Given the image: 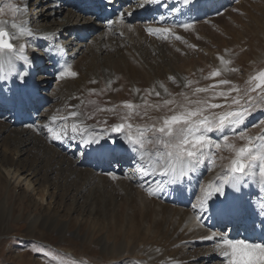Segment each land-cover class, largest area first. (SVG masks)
<instances>
[{
	"label": "bare ground",
	"instance_id": "1",
	"mask_svg": "<svg viewBox=\"0 0 264 264\" xmlns=\"http://www.w3.org/2000/svg\"><path fill=\"white\" fill-rule=\"evenodd\" d=\"M20 1L22 0H19V2ZM43 1L48 5V8H50L51 5L54 12L51 11L49 15L43 14L40 18L34 20V23H38L40 19L45 17L54 20L56 16L58 17V12L61 13V10L64 11V9L68 10L64 18L61 21L56 22L55 25L52 23L50 28L42 25H35L34 27L30 26L33 33L32 36H21L12 41L16 46L17 53L19 52L21 45H29V50L25 47L24 54L30 58L32 66L28 69L29 74L24 78V83H19L14 80L11 83L0 84V110L5 109L6 107H9L10 109L9 112H5V118H0V173L6 177L4 188L7 191L8 188L15 187L24 190L26 193H30L34 197L27 201V206H38L40 212L37 214H31L30 212L24 211V208V213L22 211L19 212L20 214H14L11 209L12 206L7 203V198L4 196V200L2 202L0 200V234L3 236L6 235L7 229H10V224L24 222L25 225L22 224L23 228H20V230L25 234L23 237L25 240H40L47 245H52L50 244V241H52L55 244L54 247L62 245L66 241H72V243L78 242L80 239L79 231H76V229L72 230L71 227H69L66 232L64 229L67 225L61 221L59 212L55 210L54 213L50 208L49 210H46V208L43 209L45 199L49 198L57 200L62 198L65 200L67 197H71L70 200L72 206L84 199L81 202V206L85 211L81 217H84L88 213L91 214L92 212L96 220L100 221L101 219V221L105 223L104 228L106 229V232H108L107 235H105L106 232H104L102 235L94 237L91 234L83 233L80 239V241L85 243V239L88 238L87 246L89 249H93L97 246L98 256L102 259L101 261L117 255V257L124 262L123 264H127L126 262L134 259V256L132 257L131 254L134 255L135 252H141L139 253V256L141 257L142 253L147 249V244L140 245L137 243L140 241L137 240L140 233L142 234L143 232L144 234L143 238L141 237V242L143 243L149 238V235H158V233L161 232L162 235L160 236V241H163L164 239L167 240L168 238L166 239V237L169 236L170 240L179 246V248L176 247L178 251L175 250L176 253H173V256H180L182 258L179 254L180 249H189L191 247L190 245H193L196 242L200 245L201 241L206 245L208 250L211 249V252L207 254L202 253L203 255L200 253H193V256L182 258L180 262H176L177 264H202L206 261L210 262V264H224L222 256L216 249V243L222 238L220 234L223 232L216 228L212 230L210 225L213 223V226L215 227L216 221L224 218L228 221L231 217L241 216L245 212H249L254 218L263 220L264 213L261 212L260 205L264 203V192L260 191L259 183H252L249 187L243 188L239 194L235 193L230 188L226 190V204L234 206L237 210L234 215H227L225 217L218 216L217 209L221 207V201L214 211L210 209L209 201V210L204 213H199L198 209H193L192 204L198 203L197 198L203 196V191L207 189L209 183L217 180L219 173H216L213 170H210L209 172L205 171V181H211L205 188H202L197 180L200 173L204 174V168L203 166H200L196 172L186 176L183 182L178 185L181 189L180 192L173 190V187L170 186L165 188V190L159 195L150 197L144 188L142 189L140 186L143 182L140 181L138 175H136L135 179L133 178L135 174L130 175L129 177H125L124 175L128 170L134 171L132 167L133 153L129 150V146H120V144L123 145V143L125 145L124 140H118L116 138L121 134L115 133L111 130L113 125L121 122H114V124L106 128L108 131H104V133L99 130L101 127L99 126V128H97V125L92 121L89 122V125L85 123L89 127V131L95 134L94 139L99 141V143L83 145L80 142L79 136L76 141L65 140L61 143L52 140L50 134L45 129V125L49 123L50 117L56 115L55 112L60 110L62 111L60 115L67 114L69 111V105H78V103L81 105V101H83L82 105L84 111L90 106L97 107L99 104L111 103L112 106H114L122 102H132L133 104L140 105L137 110H140V116L143 117L142 121L144 119V123H146L147 119H149L153 123L155 119L154 115L151 116L149 114L150 112L148 113L145 109L142 110V103L139 99V94H137V91L133 92V90H139L142 88V85H145L148 87V89L144 91L147 95H149L151 91L160 92L159 88L161 85L159 84V80L163 78V84L166 86L169 81V74L172 73L162 70L156 71L144 67L142 68L140 66V62L145 58L143 53L146 51L148 55L149 44L156 41L154 40L151 42L141 36L139 30H137V28L140 27L134 25L133 22L129 24L127 23L128 20L120 19V17H118L112 22L115 23L110 26V24L96 22L92 17L86 18L81 16L82 14L73 8L71 0ZM49 1H51L50 4L48 3ZM57 1L60 4L57 3ZM122 1H126L128 5V7H124L125 14L129 15V9L132 13L137 12L136 14L131 15V19L133 17L139 19L144 17L147 19L151 16L153 20L156 19V21H160L164 12L169 11L170 7L173 6L175 9L179 10L181 15L186 17V20L189 19V15L194 13L185 11L184 13L181 12L183 7H180L182 6V3L181 5H178L179 0H177V3L175 0H150L149 3L146 4H143L144 0ZM218 1L220 5L215 7L216 3H210V0H200L202 6L205 5L204 10L197 14L195 12L194 14L199 17L198 19H201L212 11H215L216 9L219 11L220 7L227 5L225 2L226 0ZM228 1L230 3V0ZM61 2H63V4H61ZM248 2L249 0H242L237 4L242 15L241 17H237V15L236 17H233L234 15L232 16L236 22L234 24L240 25L246 23V26L250 25L253 31H257L260 23H264L261 22L262 20H260L259 14L260 10L264 12V0H261V4L260 1H258V4L252 5ZM207 5L208 7H206ZM37 8H39V6ZM186 8H190V6L188 7L185 5L184 9L186 10ZM191 9L193 10V6ZM209 9L212 11L209 12ZM35 11L41 12V10ZM20 15L21 17H19L17 22L26 18L25 16L23 17L22 13H20ZM11 22L6 24V27L10 31L17 32L18 29H11ZM107 25L110 28L112 27L110 32H107V30H110L109 27L103 31ZM119 27L121 28L120 32L122 33L123 38L124 36H127V30L130 29L132 31V35L135 36L133 39L136 45L135 48L142 50L145 47L143 53L141 52L142 55L140 53H131V51L124 46L126 43H124V41H127L128 38L120 40L118 36L119 39H117L116 31ZM148 29L149 28H145V31ZM94 31H97L98 34L96 36L93 35V39L89 41L88 45L86 44L87 46H84V43L80 41L78 36L83 35L81 37H83L82 40L84 41L92 36ZM228 31L234 35H238V37L241 36L239 33L237 34L235 28L234 31L236 33L231 29H228ZM67 35L70 36L69 38H73L71 42L66 41L65 38ZM259 37L264 41V32H262V35ZM101 39H104L105 42L102 43ZM256 41L258 43L254 44L256 47L255 50L260 49L257 51L258 53L264 51L262 43L260 44L262 41L259 39ZM84 47L85 49H83ZM223 50L225 53H228L226 48ZM52 57H55L54 59L58 60L56 65L54 64ZM100 58L102 62L99 61ZM14 62L17 71H21L24 62L19 59H15ZM63 64H70L71 70L77 72V75L74 78H61L59 73L61 72L60 66ZM134 65H136L135 70ZM36 71L41 75L37 76V80L36 78H32V74ZM189 71L186 70V72ZM181 74H184V72ZM42 75L46 76L44 79L55 80L52 85V91L50 92V100H44L40 97L41 90L51 84V81L46 83L39 82L38 80L42 78ZM94 76H97L96 80H94ZM93 81L96 82L93 83ZM111 81L115 82L112 83ZM170 82H172V80ZM118 84H120L119 87L121 90H124L123 92L121 90H113ZM129 86L130 89L128 90ZM34 97H36V100L32 101L31 99H34ZM148 97H150V95ZM158 97L161 98L162 95L160 94ZM162 98L169 100L171 95ZM25 99L31 102V106L34 110L40 108L33 125L28 124L29 116L24 110H22V105ZM150 105L147 107L148 110L154 108L150 107ZM93 114L94 112L91 115ZM123 121L125 123V120ZM23 124H28V126L22 127L21 125ZM33 128H37L41 133L35 136ZM100 133H102V135ZM212 135L218 138V133H213ZM13 147H15V152L11 150ZM78 150L81 151V153H78L79 156L76 153ZM8 152H10L9 155H12L13 153L17 159L15 160V157L8 156ZM29 152L31 154H29ZM232 154L233 153L225 149L220 150L216 158L218 161V168L220 167L222 170V167L229 164L230 160L233 158ZM73 155L78 156V159L74 160L72 158ZM224 155L226 158L223 157ZM27 156L31 157V161L26 164V161L21 160V158ZM99 158H101V160ZM117 160H119L118 164H116ZM44 161L45 163H43ZM120 161L122 162L121 164ZM104 162H107L108 165L106 169H104ZM43 165L45 166L43 167ZM12 166L14 167L13 169L11 168ZM122 166H130L132 169H123L124 167L122 168ZM216 166L214 165L215 168ZM112 167L113 169H111ZM108 169L113 170L114 173L113 175L106 176L118 179L113 186L112 184H107L109 180L108 177H103L97 174V171H99V174L106 173L105 170ZM96 174L99 177H97ZM122 174L124 175L123 179L121 178ZM23 199V196H19V199L15 198L16 201H23ZM22 208L23 207L20 209ZM11 214L14 216L11 217ZM198 215L201 217L199 220L197 219ZM146 222H149V224L147 225ZM229 228L232 229V227L228 226L226 232H224L227 236L229 235ZM74 231H76V233L67 234L68 232ZM232 232L235 233V231ZM52 233H55V235ZM213 233L217 234L216 238L208 239V237L213 236ZM39 234H48L51 238L43 239ZM104 236H107L106 238L109 239L110 242L104 239ZM128 243L132 244L129 246ZM188 252L191 251L187 250L186 253ZM147 257L148 256L146 255L141 258L145 259ZM100 259L97 262H100Z\"/></svg>",
	"mask_w": 264,
	"mask_h": 264
},
{
	"label": "rangeland",
	"instance_id": "2",
	"mask_svg": "<svg viewBox=\"0 0 264 264\" xmlns=\"http://www.w3.org/2000/svg\"><path fill=\"white\" fill-rule=\"evenodd\" d=\"M149 1L150 0H144L143 4L149 3ZM241 1L240 0H234V1L230 0V3H229V1L226 0L225 2L227 5L220 7L219 11L217 9L215 11H212L211 9H209V12L210 11H212V12L210 14H207L205 17H202L201 19H198L199 17H197L194 14L195 12L197 14L198 12L200 13L204 10L205 5L202 6V2L200 3V0H198V1L197 0H191V2L188 4H185L184 0L182 1V6H180V7H183V9H181V12H183V13H184V11L185 12H194V13H192L194 18L192 15H189V17H188L189 19H187V20H186V17L181 15L179 13V10L175 9L174 6L170 7L169 11L164 12V14L162 15V18L164 16V19L161 20V18H160V21H156V19L153 20V18H151V17H148V19L133 18L132 19L133 24L140 27V28H137V30H139V33H141V36L145 37L147 40H149L151 42L154 40L156 42L149 44V46H148L149 50H148V55H147L146 51L143 53V51L145 50V47L142 50H138L137 48H135L136 45H135L134 40H133L135 36L132 35V31L129 29L126 32L127 36H124V38H128V40L124 41V43L125 42L126 43L125 44L123 43V44L128 50L131 51V53H140L141 54V52H142L144 54L145 58L142 59V62H140V66L142 68L144 67V68H148V69H152V70H156V71L162 70V71L174 74V75L169 74V78L171 77L172 79H169L168 84H166V86H165V84H163V78H161L159 80V84L164 85L163 87L159 88V90H160L159 93L162 95V97H164V96L168 97L171 95V98L169 100H174L176 102V104L186 103L185 96L180 95V93L183 92L185 95L188 96L189 99H195L196 96H201V97L206 96L208 94H204V93L196 94V96H194L193 95L194 88H196V87H207L208 85L214 84L218 80H221V79H228L232 82V84L222 86V89H215L216 91L227 90L232 85H235V86L243 89V88L247 87V81L249 80L250 76L259 72L260 70H264V51L258 53L257 51H259L260 49L255 50L256 47L254 46V44L258 43L256 40L259 39L260 41H262V42H260V44L262 43V47L264 48V41L262 38L259 37L262 35V32H264V23H260V25L257 28L258 29L257 31H253L252 28L250 27V25L246 26V23L240 24V25L234 24L236 22L233 19V17H236V15H237V17H241V15H242L240 13V11L238 9V5H237ZM258 1H260V4H261V0H249L248 3H250L251 5L252 4H258ZM50 2L51 1H49L48 3L50 4ZM175 2L177 3V0H175ZM178 2H179L178 5H180L181 0H179ZM217 2H216V0H210V3H216L215 7L217 5H220L218 0H217ZM57 3H59V2L57 1ZM25 4L27 5V16H26V18H30V24H31L30 26H32V27H34L35 25L36 26L42 25V26H46V27L50 28L52 23H54V25H55L56 22L61 21L64 18L65 14L68 10V9H64V11L61 10V13L58 12V17L56 16L54 20H50V18L45 17L46 19L43 18V19H40V21L38 23H34L33 21L36 20L37 18H40L43 14L49 15L51 13V11L54 12L51 5H50V8H48L47 7L48 5L45 4L43 0H22L20 2H19V0H13V1L12 0H0V21H6V22H8L7 24H9L13 20L18 21L19 17H21L20 13H18L17 15L14 16L11 9L15 8V7L23 9ZM61 4H63V2H61ZM20 5H22V6H20ZM126 5H127V2H126ZM185 5L188 7L190 6V8H186V10H185L184 9ZM208 5H210V4H208ZM208 5L206 7H208ZM38 6H39V8H37ZM192 6H193V10L191 9ZM126 7H128V5ZM166 9H167V7H166ZM35 10H37V11L41 10V12H36ZM43 10H44V12H43ZM124 11H125V9H124ZM129 12H130V16L125 14L123 16L124 20H127V18L129 19L132 14L137 13V12L132 13L130 11V9H129ZM35 13H36V15H35ZM259 14H260V20H262L261 22H264V12L260 10ZM23 17H24V15H23ZM118 17H120V16H118ZM118 17H116V18H118ZM116 18H115V20H116ZM187 21L192 24V27L187 29V30H185L181 27H174V25L183 24V23H186ZM132 22L128 21L127 23L131 24ZM114 23L110 24V26H112ZM161 27L170 28V32L167 34H164V33L157 34L156 29H159ZM107 28L108 27H105L103 29V31H105ZM145 28H149V29L153 28L154 29L153 34H149L148 31H145ZM234 28H235L237 34L239 33L242 37L241 36L238 37V35H234L228 31V29H231L233 32H235ZM120 29L121 28L119 27V29L117 31L116 30H114V31H116L117 39L120 38V40H124V38L122 37L123 35L120 32ZM111 30H112V27L110 28V30H107V32H110ZM96 32L97 31H94L92 33V36L88 37L84 41L83 40L81 41L82 43H84V46H87L89 41L91 39H93L92 38L93 35L96 36L98 34V32L97 33ZM118 36H119V38H118ZM69 37L70 36L67 35L65 39H66V41L71 42L73 40V38H69ZM102 37H103V35H102ZM177 37H179V39H177ZM243 37H245V38H243ZM101 41H102V43L105 42L104 39H101ZM28 47H29V45H26L27 50H29ZM225 48L228 51V53L224 52L223 49H225ZM83 49H85V47ZM111 49H112V47H111ZM133 49H134V51H133ZM218 57H222L226 61H231V63L221 66V63H220V60L218 59ZM99 61L102 62L101 58ZM218 62H219V64H218ZM63 66H64V64H63ZM134 67H135L134 68V70H135L136 65H134ZM171 67H172V69H171ZM217 69L222 70L221 76L217 77L215 80L205 78V77L209 76V74L212 71L217 70ZM230 69H236L237 71H230ZM62 70L63 69H61V71ZM186 70H188V71L190 70V71L186 72ZM183 72H184V74H181ZM191 73H192V75H191ZM39 74L40 73H38L36 71L34 74H32V78H36V80H37V78H38L37 76H41ZM189 75H191V76H189ZM44 77H46V76L42 75V78H40L38 81L42 82V83H46L48 81H51L50 82L51 84L48 87H45L41 90L40 97L44 100H50V97H51L50 92L52 91L51 90L53 88L52 85L55 82V80L46 79V78L44 79ZM96 78H97V76L96 77L94 76V80H96ZM171 80H172V82H170ZM189 81H191L193 83H191L188 87H184V85L188 84ZM111 82L114 83L115 81H111ZM120 84H118V86H115L113 88V90H121V88L119 87ZM129 89H130V86L128 87V90ZM146 89H148V87H146L145 85H142V88L139 89L140 91L134 89L133 92L137 91V94H139V97H140L139 99L141 100V103H142L141 104L142 110L145 109V110H147L148 113L150 112L149 114L151 116L154 115L155 119L160 118L162 115L165 114L166 109H161L160 111H157L155 108L148 110L147 107L150 104H153V105L162 104V101L164 100V98L161 97L162 98L161 99L160 97L156 96L155 93L157 91H154V92L151 91V93L149 94L151 97L150 98V97H148L149 95H147L146 92H144ZM165 89H167V92H165ZM121 91L123 92L124 90H121ZM152 94H154V95H152ZM173 95H174V97H173ZM59 101H60V99H59ZM146 101H148V102L145 103ZM137 102H138V100H137ZM110 104L111 103L99 104V105H97V107L96 106H90L89 108H87V110L84 111L83 105L82 104L80 105V103H78V105H80V111L82 113L92 114L94 112L91 119L84 118V123L89 125L90 124L89 122L92 121L93 123H95V125H97V128H99V126L101 127V129H99V130L102 131V133H104V131H108L106 128H108L110 125L114 124V122L124 123L123 120H125V122H130L133 125H142V126L150 125L152 123L149 119H147L146 123H144V119L142 121V118H140L142 116H140V115L133 116L131 118V120L122 119V117H124V115L128 112V109L124 110V108L120 107L122 103L114 105V106H112V104H111L112 109H114L116 111H100L99 110V109H111ZM177 110H179V109L177 108ZM135 111H138L140 113V110L135 109ZM217 111H219V110H217ZM55 113H56V115H60L62 113V111L60 110V111H57ZM111 117H112V119H111ZM41 119H43V118H41ZM110 120H112V121H110ZM143 123H144V125H143ZM21 126L25 127V126H28V124H23ZM242 129H246V135L251 136V137H256V136H259L261 133H264V108L253 109L252 114L247 117V120L245 121V123L243 125H241V129H238V131L242 130ZM33 132L35 133V136H37L38 134L41 133V131H38L37 128H33ZM119 137H116V138L118 140H124L122 134ZM218 137H219V133H218ZM228 143H234L237 146H242L244 141H241L239 139H230L228 141ZM120 146L122 147V146H128V145H126V144L124 145V143H123V145L120 144ZM11 150L13 152H15V147H13V149H11ZM219 151L220 150L216 151V158L218 156L217 154L219 153ZM76 153L78 154L81 152L78 150V151H76ZM9 154H10V152H8L7 155L10 157L12 156L13 158L15 157V160L17 159V157L14 156L13 153H12V155H9ZM29 154H31V153L29 152ZM30 156L22 157L21 160L26 161V164H27L29 161H31ZM78 156H79V154H78ZM78 156L73 155L72 158L74 160H77ZM223 157L226 158L225 155ZM216 158H215L214 163H205V164L201 165L204 168V174L200 173L199 174L200 176L198 175L197 180H198V182L202 188H205L206 185L211 181V180L205 181L206 178H204L206 176L205 175L206 172L210 171L209 168H211V170H213L214 172L219 173V174L223 171L224 167H222V170L220 169V167L218 168V161ZM210 159L212 160V158L209 157L208 160L211 161ZM43 163H45V161ZM121 163L122 162L120 161V164ZM214 165L215 166L217 165L216 168L214 167ZM44 166L45 165H43V167ZM123 167L124 166H122V168ZM132 167H133L134 171L128 170V169H132L130 166L123 168V169L128 168V169H126V170H128V172L126 174H124L125 177H129L130 175L135 174L134 165H132ZM11 168L13 169L14 167L12 166ZM111 169H113V167ZM118 169H119V167H118ZM111 171H112L111 175H113L114 171L113 170H111ZM97 174L100 176H103V177H108L109 180H108L107 184H112V186L118 180V179L113 178L111 176H106V175H109V173L99 174V171H97ZM97 174H96V176L99 177ZM124 175L123 174L121 175L122 179L124 178L123 177ZM5 181H6V177H4L0 173V200L2 202L4 200V196H6V198H7L6 201H8L7 203L10 206H12L11 209H12L14 214H20L19 212H22L24 208H25L24 211L30 212L31 214H37L38 212H40V209L38 206L37 207H35V205L33 207L27 206V204H28L27 201L30 200L31 198H33L34 197L33 195H31L28 192L26 193L24 190H20L19 188H15V187L8 188V190L6 191L4 188ZM52 181H53V179H52ZM198 193H200V192H198ZM19 196H23V198H24L23 201H20V200L16 201L15 200V198L19 199ZM70 199H71V197H67L65 200H63L62 198H59L57 200L49 199V198L45 199V201L43 203V209L46 208V210L47 209L49 210V208H50V210L53 212L55 210L57 212H59L61 221H63L67 225L64 230L67 232L69 227H71L72 230L76 229V231H79L80 239H81V235L83 233L91 234L94 237H98V236L102 235V233L106 232V229L104 228L105 223H103L101 221V219H100V221L96 220L94 218V215L92 212H91V214L88 213L84 217H81L85 211V209L81 206V202L84 199L81 202H78L73 206L71 205ZM21 207H23V208L20 209ZM32 208H33V210H32ZM96 209H99V208H96ZM15 210H17V211H15ZM24 211H23V213H24ZM94 211H95V209H94ZM12 216H14V215L11 214V217ZM134 223H137V222H134ZM22 224H24V222L12 223V224H10L11 226H9L10 229L9 228L7 229L6 235L3 236L0 234V264H121V263L123 264L124 263L119 259V257H117V255L115 257H109V258L101 261L102 259H100L98 256L97 246L94 247L93 249L88 248V246H87L88 238L85 239V243L80 241V239H79L78 242H76V243H72V241H66L62 245H59L56 247H54L55 244L52 241H50V244H52V245H47V244H44L43 242H41L40 240H31V239L25 240V238H23L25 234H23L20 230V228H23ZM146 224L148 225L149 222H146ZM76 231L68 232L67 234L69 235L71 233H76ZM52 234L55 235V233H52ZM107 234H108V232L105 233V235H107ZM143 235H144L143 232H142V234L140 233L138 236L139 238L137 237L138 239L137 238L136 239L140 240L139 242H137L140 245L141 244H145V245L147 244L146 245L147 249L144 251V253H142L141 257H144L146 255L148 257L145 259L141 258L139 256V253H141V252H139V253L135 252L134 255L131 254L132 257L134 256L133 257L134 261L131 260V261H129L130 263L126 262L127 264H177L178 262L181 261L182 258H187L189 256H193L194 255L193 253H195V254L200 253L201 255H203L204 253L207 254V253L211 252L210 251L211 249L208 250L206 245H204V243L201 241L200 245L196 242L193 245H190L191 247L189 249L185 248L186 251L183 249H180L179 254L182 256V258L180 256L176 257V256H173V253L175 254L176 251H178L177 248H179V246L175 242H172V240H170L169 236L166 237V239L168 238L167 240L164 239L163 241H160L159 239L161 238L160 236L162 235L160 232V233H158V235H156V234L149 235V238L146 237L147 239L145 240V242L142 243L141 241H142ZM39 236L43 239L51 238V236L48 234L47 235L39 234ZM68 237L71 238L70 236H68ZM106 237L107 236H104V239H106L110 242V240L107 239ZM131 244L132 243H128L129 246ZM148 244H149V246H148ZM201 247H202V249H201ZM199 248H200V250H199ZM151 250H152V252H151ZM187 250H189L191 252L186 253ZM45 252L51 253L53 255H51V256L45 255ZM129 252H130V250H129ZM185 253H186V255H185ZM143 254H144V256H143ZM184 256H186V257H184ZM129 257H131V256H129ZM98 258L100 259V262H97V261H99ZM114 259L116 260V262ZM111 261H113L114 263ZM118 262H120V263H118ZM202 264H210V262L206 261L205 263H202Z\"/></svg>",
	"mask_w": 264,
	"mask_h": 264
},
{
	"label": "snow or ice",
	"instance_id": "3",
	"mask_svg": "<svg viewBox=\"0 0 264 264\" xmlns=\"http://www.w3.org/2000/svg\"><path fill=\"white\" fill-rule=\"evenodd\" d=\"M190 2L191 0H184L185 4ZM11 11L14 16L22 13L26 17L27 5L25 4L23 9L12 8ZM120 19H123V13L120 14ZM7 23L0 21V84L11 83L14 80L24 83L32 61L24 54L26 46L21 45L17 53L12 41L21 36L33 35L30 29V18L11 22V29H18L17 32L8 30ZM174 27L187 30L192 27V24L186 22ZM147 31L153 34V29L150 28ZM156 32L167 34L170 28L161 27ZM15 59L24 62L21 71H17ZM218 59L221 65L231 63L222 57ZM230 71L237 70L230 69ZM76 75L77 73L71 70L70 64H65L59 73L61 78H74ZM221 75L222 70L217 69L205 78L215 80ZM191 83L193 82L189 81L184 87H188ZM230 84H232L230 80L221 79L207 87H196L193 90L194 96L201 93L208 95L196 96L195 99H189L182 92L180 95L185 96L186 103L176 104L174 100L164 99L162 104L150 105L157 111L166 109L165 114L155 119L150 125L139 126L125 122L112 126L111 130L122 134L125 144L133 153L135 168L133 178L135 179L136 175L139 176L140 181L143 182L140 186L150 197L159 195L170 186L173 190L180 192L178 185L184 178L196 172L201 165L214 163L216 151L222 148L233 153L234 158L224 166L217 180L209 183L207 189L203 191V196L197 198L198 203L192 204L193 209H198L199 213L207 212L211 197L217 194L221 201V207L217 209L218 216L234 215L236 208L226 204V189L230 188L239 194L243 188L249 187L252 183H259L260 191L264 192V133L251 137L246 135V129L238 131L247 117L252 114L253 109L264 108V70L250 76L247 87L243 89L232 85L227 90H215ZM155 95L160 96V93L156 92ZM68 107L67 114L54 115L45 125L51 139L62 143L65 140L76 141L79 136L83 145L99 143L94 139L95 134L90 132L89 127L84 123V118L91 119L92 115L82 113L79 105ZM121 107L128 109L122 119L131 120L133 116L140 115L138 111H135L140 105L122 102ZM99 110L115 111L114 109ZM213 133H219V137H214ZM230 139H239L244 143L242 146H237L234 143H228ZM209 157H212L211 161L208 160ZM260 208L264 213V203L260 205ZM200 218L198 215L197 219ZM216 235L213 233V236L208 239H215ZM220 235L222 238L217 241L216 249L222 256L224 264H264V242L231 239L225 233ZM45 255L53 254L45 252Z\"/></svg>",
	"mask_w": 264,
	"mask_h": 264
}]
</instances>
